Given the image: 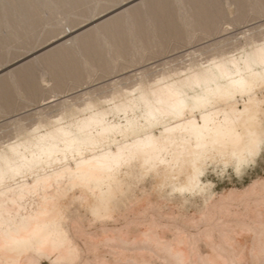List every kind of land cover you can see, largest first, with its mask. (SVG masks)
<instances>
[{
    "label": "bare ground",
    "instance_id": "6f19581e",
    "mask_svg": "<svg viewBox=\"0 0 264 264\" xmlns=\"http://www.w3.org/2000/svg\"><path fill=\"white\" fill-rule=\"evenodd\" d=\"M259 41L18 128L0 145V260L261 264L264 180L214 194L206 179L264 150Z\"/></svg>",
    "mask_w": 264,
    "mask_h": 264
},
{
    "label": "rangeland",
    "instance_id": "374dc122",
    "mask_svg": "<svg viewBox=\"0 0 264 264\" xmlns=\"http://www.w3.org/2000/svg\"><path fill=\"white\" fill-rule=\"evenodd\" d=\"M246 37H264V0H0V145L66 102L82 108L144 78L197 70ZM28 67L14 87L8 74ZM206 179L214 194L264 180V150L241 174L214 168Z\"/></svg>",
    "mask_w": 264,
    "mask_h": 264
},
{
    "label": "clouds",
    "instance_id": "9594fccd",
    "mask_svg": "<svg viewBox=\"0 0 264 264\" xmlns=\"http://www.w3.org/2000/svg\"><path fill=\"white\" fill-rule=\"evenodd\" d=\"M0 264H22V262L18 260H9V261L0 260Z\"/></svg>",
    "mask_w": 264,
    "mask_h": 264
},
{
    "label": "snow or ice",
    "instance_id": "6c2138e0",
    "mask_svg": "<svg viewBox=\"0 0 264 264\" xmlns=\"http://www.w3.org/2000/svg\"><path fill=\"white\" fill-rule=\"evenodd\" d=\"M261 264H264V260L261 261Z\"/></svg>",
    "mask_w": 264,
    "mask_h": 264
}]
</instances>
